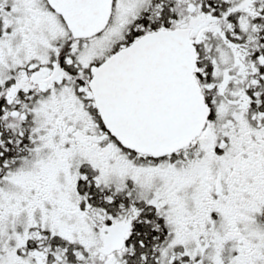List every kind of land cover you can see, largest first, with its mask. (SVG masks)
Masks as SVG:
<instances>
[{"label":"snow or ice","instance_id":"1","mask_svg":"<svg viewBox=\"0 0 264 264\" xmlns=\"http://www.w3.org/2000/svg\"><path fill=\"white\" fill-rule=\"evenodd\" d=\"M0 264H264V0H0Z\"/></svg>","mask_w":264,"mask_h":264}]
</instances>
